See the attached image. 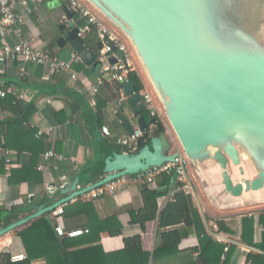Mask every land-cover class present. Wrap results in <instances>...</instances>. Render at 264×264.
<instances>
[{
  "label": "crops",
  "instance_id": "obj_1",
  "mask_svg": "<svg viewBox=\"0 0 264 264\" xmlns=\"http://www.w3.org/2000/svg\"><path fill=\"white\" fill-rule=\"evenodd\" d=\"M258 1L264 4V0ZM31 7V13L19 7L24 14L23 30L26 37L32 41L34 46L47 49L63 60H71L72 53L78 52L69 41L64 46L59 44L58 37H56L59 29L65 26L60 21L61 15L69 12L63 6V1L31 2ZM74 20L78 25L84 23V19L79 15H75ZM5 40L14 44L17 38L12 33ZM82 40L87 49L100 54L99 44L103 46V41L96 31L88 33ZM135 58L143 87L153 90L136 55ZM109 64L111 62L108 60L100 61L98 66H90L83 59L76 60L72 64V70L56 73L48 81L42 80V74L47 71L46 68L33 63L26 64L29 74L24 77L20 75L17 63L9 69L8 73H1L2 66H0V79L24 90L28 95L24 102L35 105L36 114L31 122L26 124L35 127L38 130L36 137L45 141V150L39 154L37 176L33 175L32 179H24L21 183L9 182L11 168H22L24 164L31 162L33 155L30 151L19 154L17 150L9 149L14 152V158L13 162L6 167V173L0 174V209H11L13 206L22 207L26 211L21 217L26 218L40 207H50L73 194L72 187L75 184L77 185L76 190H82L105 178L109 174L104 167L106 150L134 152L129 147L119 144L117 139L140 128L138 122L140 117H143L148 124V121L152 119V114L147 107L138 114L134 113L124 93L125 83L111 80L107 75L104 77L105 67ZM73 73H76L78 77L73 78ZM101 79L104 82L99 85ZM94 86H98L97 92H94ZM123 95L126 99L119 102V98ZM157 100L163 123L170 136L173 130L158 98ZM2 108L3 117L16 116L6 107L0 106V110ZM128 125H132L133 131H130ZM103 126L110 128V136L104 135ZM148 126L152 125L148 124ZM4 142L5 132L2 130L0 131V154H4L7 149L4 147ZM48 150L62 154L63 161L60 162L56 158L46 160L44 154ZM49 182H54L56 185L65 183L66 187L57 188L51 194L46 193L45 186ZM143 185L142 182L132 181L125 188L96 199L81 195L77 197V200L65 206L66 212L58 218H55L53 210L47 211L44 215L49 213L54 224L59 220L67 230L90 229L91 219L86 206L82 203L91 201L95 205L92 215L96 225H100L102 220L115 217L117 224L122 226L120 235L112 236L108 232L101 233V244L104 251L107 253L120 251L126 246V238L141 235L144 250L151 253L150 264H204L201 260V253L210 239L217 240L225 244V248H229L228 264H264V251L255 246L263 239L264 202L247 204L245 198H234L225 194L217 186L218 184L210 182L203 184L200 178L193 181L192 189L186 191L193 224L186 226L183 223L172 227L184 233L188 232L179 244V251L155 256L156 248L162 243L158 235L159 218L148 221L145 228L133 221L135 214L144 206ZM150 187L159 188L158 179ZM161 188L167 189L166 186ZM171 190L172 192L179 191L176 182L173 183ZM32 192L36 193V197L29 202L28 194ZM170 197L171 192L158 199L160 213L171 200ZM41 216L2 235L0 254L11 256L25 253L27 259L28 250L20 232ZM246 216L253 218L254 221L253 229L247 233V239L252 241V244L244 240ZM89 234L85 233L83 237H61L60 235L58 237L63 241L67 239L71 249L76 250L96 244V233L87 236ZM31 245L34 246V252L37 255L30 261V264H49L46 256L43 255L48 250L46 245L38 242L37 244L31 242ZM223 253L218 264H224L226 258H223ZM250 253L260 254V256L249 260ZM0 264H6V262L1 259Z\"/></svg>",
  "mask_w": 264,
  "mask_h": 264
},
{
  "label": "water",
  "instance_id": "obj_2",
  "mask_svg": "<svg viewBox=\"0 0 264 264\" xmlns=\"http://www.w3.org/2000/svg\"><path fill=\"white\" fill-rule=\"evenodd\" d=\"M85 1L130 42L203 184L216 183L225 194L246 201L264 196V4L258 0ZM77 33L72 23L62 26L57 42L64 46L69 41L86 64L100 65L99 54L87 49ZM109 61L114 63L115 58ZM123 87L134 113L145 110L133 80ZM138 122L149 141L141 139L138 152L106 150L104 167L109 174L99 183L126 174L144 177L151 168L179 156L168 132L150 137L144 118ZM76 187L58 203L1 228L0 237L87 190ZM253 202H264V197Z\"/></svg>",
  "mask_w": 264,
  "mask_h": 264
},
{
  "label": "trees",
  "instance_id": "obj_3",
  "mask_svg": "<svg viewBox=\"0 0 264 264\" xmlns=\"http://www.w3.org/2000/svg\"><path fill=\"white\" fill-rule=\"evenodd\" d=\"M131 78L138 89L143 87L144 84L137 73H133ZM7 84L10 83L7 82ZM14 101L15 99L13 96H8L3 101L0 100L1 107H6L16 114V116L12 117H0V131L3 130L5 132V148L15 149L19 154L24 151H30L33 155L31 162L24 164L22 168H11L9 182L21 183L24 179H32L33 175L37 176L39 154L45 150V141L36 137L38 130L35 127L26 124L31 122L36 114L37 110L35 105L23 101ZM154 123L157 126L153 129L150 137L157 136L162 132H167L162 118L152 116L148 124L152 125ZM143 140L149 141V139L145 138ZM140 148L141 147L135 152H138ZM6 167L7 165L0 161V174L6 173ZM175 180V173H165L158 178L159 188H151L149 184H144L142 191L144 206L133 218V221L140 223L143 228H145L148 221L159 218L158 235L162 241V245L160 244L156 248L155 256H160L163 253H169L171 251H179V244L188 232L184 233L180 229L172 227L183 223L186 226H191L193 224L191 207L186 192L184 190L172 192L171 190ZM162 186H166L167 189H162ZM170 192L171 200H169L165 209L160 213L158 199L164 195H168ZM82 204L86 206L87 213L91 219L88 232L90 234L87 236H92L93 233H96L95 245L72 250L67 239L63 241L58 237L54 222L49 217L48 213L34 220L28 228L20 232L28 250V258L23 261L12 262L10 255L0 254V262L2 259L6 264H30V261L37 255V253L34 252L35 248L31 245V242L35 244L38 242L39 244H45L48 248L43 255L46 256L49 264H150L151 253L144 250L141 235L126 238V246L120 251L105 252L101 244V233L108 232L112 236L120 235L122 233V226L117 224L115 217L102 220L100 225H96L92 215L95 205L91 201ZM25 211L24 208L19 206H13L11 209H0V229L24 219L25 217L21 216ZM65 212L66 208L64 213ZM253 225V218L246 216L244 223V240L249 241L247 239V233L250 229H253ZM84 235L85 233L77 237H83ZM249 242L251 244L253 243L252 241ZM255 246L264 251V234L262 242L259 244L256 243ZM224 248L225 244L210 239L202 250V262H204V264H218L224 252ZM226 256L224 264H228L229 256L228 254ZM259 256L260 254L250 253L248 259L253 260Z\"/></svg>",
  "mask_w": 264,
  "mask_h": 264
},
{
  "label": "built area",
  "instance_id": "obj_4",
  "mask_svg": "<svg viewBox=\"0 0 264 264\" xmlns=\"http://www.w3.org/2000/svg\"><path fill=\"white\" fill-rule=\"evenodd\" d=\"M44 0H0V66H2L1 73H8L9 69L16 63L19 65V72L21 76H26L28 73L26 64L33 63L38 66L46 68L42 74V80L48 81L56 73L63 70H72V64L74 61H80L81 55L73 52L71 60H63L57 55L51 53L47 49L34 46L32 41L26 37L23 30L24 27V14L19 10L21 6L25 11L31 13V2L41 3ZM63 6L74 14L70 17L68 13L64 12L61 15L60 21L62 24L69 26L71 23L74 27L78 28L77 37L83 39L88 33L96 31L99 37L103 41V46L100 49L99 58L100 61H108L109 58L114 57L115 62L105 67V75L111 80L120 83H127L132 80L133 73L138 74V67L136 64V58L132 47L130 46L126 37L110 22H108L99 12H97L87 1L85 0H62ZM79 15L84 19V23L78 25L75 23L74 17ZM15 34L17 41L14 44L7 42L5 39ZM109 41V42H108ZM73 78H77L76 73L72 74ZM104 81L101 79L99 85ZM98 86H94V92L98 91ZM137 92L143 98L148 110L152 116H161V110L158 107V100L153 90L147 87L138 89ZM8 96H13L15 101H25L28 98L27 93L24 90L7 84V81L0 79V100H5ZM123 95L119 98V102L125 100ZM0 117H3V108L0 110ZM156 124L148 126V133L151 135ZM152 127V129H151ZM102 132L105 136H110L111 131L108 126L102 127ZM146 132L141 128H137L132 133L122 136L117 139V142L123 146H127L134 152L140 147V140L144 139ZM146 139V138H145ZM179 151V156L174 161H167L161 166L153 167L149 170L148 174L141 177L138 174H126L115 178L106 183H95L89 186L82 196H86L89 199H96L104 196L108 193H115L120 189L127 186L132 181H139L143 184L152 185L157 182V179L163 174H176L175 182L178 184V190H184L185 192L193 188V180L190 172V160L183 151ZM14 152L6 149L4 154H0V161L4 162L7 166L13 162ZM46 160L56 158L60 162L63 161L62 154L55 152L54 150H48L44 154ZM41 168V167H39ZM65 183L56 185L54 182H49L45 186L46 193H52L57 188L64 189ZM81 196V195H79ZM76 196L71 200L64 202L60 206L56 207L54 211L55 218H58L65 211V206L69 205L71 201L77 200ZM36 197V193L32 192L28 194V201ZM55 230L61 237H77L84 233L89 232V228L86 229H71L67 230L63 224L57 220L55 221ZM229 248H225L223 258H226ZM25 253L11 255L12 262H19L26 259Z\"/></svg>",
  "mask_w": 264,
  "mask_h": 264
},
{
  "label": "rangeland",
  "instance_id": "obj_5",
  "mask_svg": "<svg viewBox=\"0 0 264 264\" xmlns=\"http://www.w3.org/2000/svg\"><path fill=\"white\" fill-rule=\"evenodd\" d=\"M170 136H171V140H172L171 142H172L173 151H174V149L175 150L178 149V150L182 151V146H181L176 134L174 133V131H172ZM190 172H191V177H192L193 181H195V180H197L199 178V175H198V173L196 171V166L193 163L190 164ZM200 188H201V186H200ZM263 197L264 196H262V195H258V197L250 199V201H246V203L249 204V203H251V202H253L255 200H261V199H263Z\"/></svg>",
  "mask_w": 264,
  "mask_h": 264
}]
</instances>
